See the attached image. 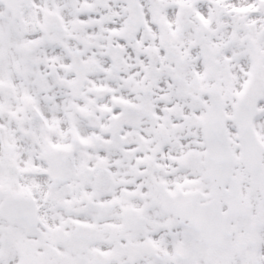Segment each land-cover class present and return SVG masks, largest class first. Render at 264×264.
Segmentation results:
<instances>
[{"label": "snow or ice", "instance_id": "snow-or-ice-1", "mask_svg": "<svg viewBox=\"0 0 264 264\" xmlns=\"http://www.w3.org/2000/svg\"><path fill=\"white\" fill-rule=\"evenodd\" d=\"M0 264H264V0H0Z\"/></svg>", "mask_w": 264, "mask_h": 264}]
</instances>
